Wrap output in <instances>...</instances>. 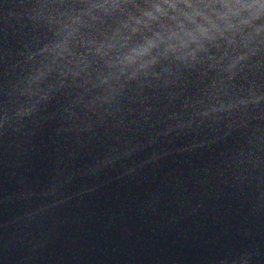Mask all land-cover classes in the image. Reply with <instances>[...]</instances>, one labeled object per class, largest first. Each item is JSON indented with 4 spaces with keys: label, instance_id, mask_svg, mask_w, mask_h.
I'll use <instances>...</instances> for the list:
<instances>
[{
    "label": "water",
    "instance_id": "1",
    "mask_svg": "<svg viewBox=\"0 0 264 264\" xmlns=\"http://www.w3.org/2000/svg\"><path fill=\"white\" fill-rule=\"evenodd\" d=\"M0 264H264V0H0Z\"/></svg>",
    "mask_w": 264,
    "mask_h": 264
}]
</instances>
